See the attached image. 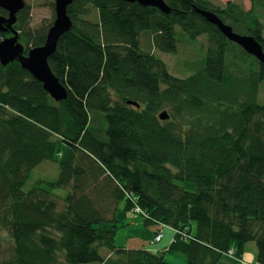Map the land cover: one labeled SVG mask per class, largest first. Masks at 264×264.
I'll return each mask as SVG.
<instances>
[{"label": "trees", "instance_id": "trees-1", "mask_svg": "<svg viewBox=\"0 0 264 264\" xmlns=\"http://www.w3.org/2000/svg\"><path fill=\"white\" fill-rule=\"evenodd\" d=\"M165 1L169 13L124 0H74L72 27L49 58L67 89L61 101L19 61L0 62V264H173L168 252L188 264H217L230 249L241 257L250 241L264 264V62L195 9L213 11L264 50V0L249 9ZM29 9L13 25L25 55L45 42L55 18L32 29ZM0 15L8 12L0 7ZM176 26L193 39L207 36L205 56L187 63L183 77L140 43L149 34L153 48L175 53ZM10 35L0 32V41ZM163 110L168 119L159 118ZM60 143L70 151L58 177L26 190ZM55 189L67 190L60 203ZM123 199L155 234L174 230L166 249L116 243Z\"/></svg>", "mask_w": 264, "mask_h": 264}, {"label": "rangeland", "instance_id": "rangeland-1", "mask_svg": "<svg viewBox=\"0 0 264 264\" xmlns=\"http://www.w3.org/2000/svg\"><path fill=\"white\" fill-rule=\"evenodd\" d=\"M53 0H25L26 4L30 6V12L28 14V26L32 29L39 28L49 24L55 15L54 7L51 4ZM214 4L224 6L228 1H234L239 3L245 9H249L252 6V0H211ZM92 18L97 19V11L92 8ZM264 22V15H263ZM177 30V51L175 53L161 52L151 46V36L149 34H143L140 36L141 47L144 50H150L158 55L168 66L171 73L176 76H187L191 71L186 70L188 63L195 62L205 56L207 47V36L202 34L197 38H190L185 32L181 30L179 26H176ZM258 101L264 102V81L260 85ZM70 151V147L65 143H60L57 149L54 160H45L40 163L31 174L30 179L25 185V189H29L39 180L53 181L58 177L59 164L64 161ZM54 193H57V200L60 203L62 196L67 193L65 189H55ZM125 200L123 199L118 207L117 218L119 221L125 224L124 227H120L116 235L117 244H131L140 245L147 242L149 249H161L164 243H167L170 232L174 233V230L168 226H163L164 238L161 242L150 243L155 235V225H146L143 217L137 215L134 212L124 209ZM195 226V223L192 224ZM102 255L107 256L109 253L106 248H101ZM257 246L254 241H250L246 245L245 252L241 257L230 256L227 253L223 254L217 264H241V259L246 263L258 264L256 261ZM115 259V257L113 258ZM165 260L173 264H188L185 257L178 253H166ZM109 264H119L110 262Z\"/></svg>", "mask_w": 264, "mask_h": 264}, {"label": "water", "instance_id": "water-1", "mask_svg": "<svg viewBox=\"0 0 264 264\" xmlns=\"http://www.w3.org/2000/svg\"><path fill=\"white\" fill-rule=\"evenodd\" d=\"M74 0H53L55 18L49 27L45 42L42 45L31 48L27 55L24 54V44L19 41V32L14 28L17 14L22 10L25 0H0V7L8 12V15H0V32H10V36L0 41V62L2 65L19 61L21 66L27 69L33 77L42 82L44 89L57 101L67 97L66 86L54 74L49 64L50 56L55 52L60 37L72 27V20L68 14V6ZM138 2L142 6H154L164 13L171 11L165 0H124ZM196 11L213 23L231 41L240 45L246 52L264 62V50L262 44L250 34H241L233 30L232 26L224 22L216 13L210 10L195 7ZM138 106V103L129 101ZM162 120L168 119L167 110L159 114Z\"/></svg>", "mask_w": 264, "mask_h": 264}, {"label": "crops", "instance_id": "crops-1", "mask_svg": "<svg viewBox=\"0 0 264 264\" xmlns=\"http://www.w3.org/2000/svg\"><path fill=\"white\" fill-rule=\"evenodd\" d=\"M162 232H163V228H162ZM173 235H174V233L173 232L172 233L170 232V234L168 236V239L166 241L167 243H164L163 248H161V249H153L152 248L151 250L160 252V251H163L164 249H166L170 245V243L172 242ZM163 238H164V234H163L162 239L159 242H161L163 240ZM146 244H147V242L145 244H140V245H136V246L134 245L133 246V245L127 243V244H125V246L128 247V248H133V247H145V248H148V246ZM165 256H166V253H165ZM240 262H241V264H251V263H246L245 260H242V259H241Z\"/></svg>", "mask_w": 264, "mask_h": 264}, {"label": "built area", "instance_id": "built-area-1", "mask_svg": "<svg viewBox=\"0 0 264 264\" xmlns=\"http://www.w3.org/2000/svg\"><path fill=\"white\" fill-rule=\"evenodd\" d=\"M134 212L138 213V214H143V211L138 206H135ZM162 237H163V232L160 230L154 235L152 243L159 242L162 239ZM226 253L228 255H230V256H235L236 257V255H235V253H234V251L232 249L228 250Z\"/></svg>", "mask_w": 264, "mask_h": 264}]
</instances>
